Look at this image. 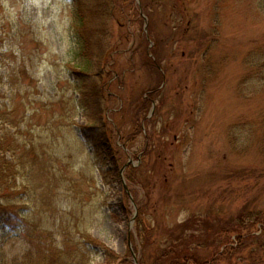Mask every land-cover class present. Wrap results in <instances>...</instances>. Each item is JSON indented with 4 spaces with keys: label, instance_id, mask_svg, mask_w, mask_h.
<instances>
[{
    "label": "rangeland",
    "instance_id": "rangeland-1",
    "mask_svg": "<svg viewBox=\"0 0 264 264\" xmlns=\"http://www.w3.org/2000/svg\"><path fill=\"white\" fill-rule=\"evenodd\" d=\"M132 1L125 10L129 22L112 25L110 42L119 43L120 51L110 54L106 89L113 141L124 154L102 144L101 161L90 149L68 160L62 135L58 164L38 170L35 185L17 191L13 208H0V249L7 264L22 261L30 247L29 224L39 234H55L58 242L63 230L76 233L77 226L122 257L120 264H153L158 251L176 243L173 233L185 223L192 221L186 235L203 240L209 226L219 228L247 212L264 214V0H171L179 3L180 23L166 22L172 12L168 0ZM73 7L70 0H0V54L9 57L17 48L14 40L21 45L32 63L27 70L36 93L30 98L38 106L70 95ZM145 52L157 56L150 54L149 69ZM41 115L44 124L50 117ZM75 122L86 126L81 113ZM100 171L106 172L105 184ZM21 178L31 184L28 175ZM49 184L54 205L43 202ZM263 230L256 225L252 234ZM207 237L191 246L198 257L208 259L230 246L221 235ZM231 239L238 256L232 253L229 261L219 255L215 264H264L247 261L255 242ZM89 259L107 264L95 250Z\"/></svg>",
    "mask_w": 264,
    "mask_h": 264
},
{
    "label": "trees",
    "instance_id": "trees-1",
    "mask_svg": "<svg viewBox=\"0 0 264 264\" xmlns=\"http://www.w3.org/2000/svg\"><path fill=\"white\" fill-rule=\"evenodd\" d=\"M70 1L74 4L71 12V33L76 50H74L72 60L67 63L70 71V79L67 80L69 96L63 95L57 101H47L43 106H38L40 102L35 98H30L33 89L36 93V80L32 75L33 72L29 73L27 70V66L32 63L21 45L16 44L14 40L11 44L12 46L17 45V48L11 52L10 56L5 58L4 54H0V208L4 207L5 210L13 208L11 204L16 201L17 191L21 187L32 188L35 185L36 180L34 182L33 180L36 179L38 170H46L49 165L58 164L55 157L57 153L62 154V145H59L60 142L62 144V135L68 160H71L72 154L86 153L87 149H90V156L101 161L103 158V154L100 153L102 144L108 146L117 155L124 154L122 148L117 149V144L113 141L116 130L107 118L106 89L111 81L107 80L112 71L110 54L120 51V49L116 50L119 45L118 41H116L118 44L112 45L110 42L112 25L120 26L123 20L129 22L125 10L129 5L131 7L134 1ZM170 1L168 0L169 4ZM173 2L170 4L172 12L169 13L166 22L180 23L182 17L180 16L181 10L178 8L179 3ZM150 54L155 59L157 58L155 53ZM150 54L145 52L143 56L147 69L150 68L148 64L152 65ZM159 75L161 77V73ZM151 92L155 93V91ZM151 99H153L152 96ZM145 103L142 100V105ZM41 112L50 117L44 124L41 122ZM121 112L122 108H119L115 115ZM79 113L86 120V126L82 128L75 122ZM113 114L112 112L111 115ZM79 129L82 130L81 136L78 134ZM27 175L31 184H25L21 178ZM49 177L53 181L56 179L55 174L50 172ZM99 177L104 184L107 183L106 172L100 171ZM51 188L49 184L45 191L47 199L43 202L54 205ZM125 198L128 199L126 194ZM249 213L252 214L249 215ZM245 214L248 219H245ZM245 214L231 219L219 228L212 229L209 226L206 234L209 233L203 240L193 235H186L187 228L192 221L183 224L173 233L171 243H176L166 250L158 251L153 264H215L216 259L222 254L229 256L227 260L231 261L234 258L232 253L235 252V256L239 253V248L233 249L234 241L231 238H235L240 243L246 240L255 242V249L249 250L246 254L247 261L254 263L256 258V261H264V242L262 241L264 230L259 235L252 234L256 225L262 224L264 227V214L259 211ZM252 220L257 222L252 223ZM246 222L250 223L246 224ZM202 223L206 227L207 221L203 220ZM28 226L32 227L26 236L30 247L22 255V261L14 259V264H33L36 260L40 264H90L89 257L94 250L104 255L107 264H119L121 260L124 261L103 243L79 231L77 226H74L77 232L72 231L73 234L69 230H63L61 242L56 240L55 234L48 236L47 231L39 234L37 229L33 230L32 224ZM210 233L223 236L225 241L223 244L225 246L230 244V246L229 248L222 247L221 252L213 253L208 259L198 257V252L194 251L191 246L207 240ZM244 234L248 236V239L241 240ZM217 243H221V248L222 242ZM36 244V249H34ZM250 244L247 245L250 246ZM129 250L127 255L131 256ZM7 260V255L0 249V264H7ZM237 261L243 263L241 259Z\"/></svg>",
    "mask_w": 264,
    "mask_h": 264
},
{
    "label": "water",
    "instance_id": "water-1",
    "mask_svg": "<svg viewBox=\"0 0 264 264\" xmlns=\"http://www.w3.org/2000/svg\"><path fill=\"white\" fill-rule=\"evenodd\" d=\"M125 166H127V165H125ZM125 166H124V167H125ZM122 171H123V170L120 171V174H122ZM123 186H124V190H125V192L127 193V195L130 196V193L128 192V189H127V187H126V185H125L124 182H123Z\"/></svg>",
    "mask_w": 264,
    "mask_h": 264
}]
</instances>
